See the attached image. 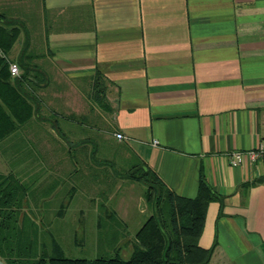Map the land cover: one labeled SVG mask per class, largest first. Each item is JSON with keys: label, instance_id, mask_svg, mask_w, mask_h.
<instances>
[{"label": "crops", "instance_id": "crops-1", "mask_svg": "<svg viewBox=\"0 0 264 264\" xmlns=\"http://www.w3.org/2000/svg\"><path fill=\"white\" fill-rule=\"evenodd\" d=\"M4 2L0 13L24 25L11 64L27 50L30 75H39L30 77L39 112L7 139L29 144L37 135L39 154L52 152L42 137L54 154L69 158L70 167L44 158L29 165H39L33 176L41 179L66 173H56L57 188L40 198L41 217L64 180H86L92 196L75 207L83 189L72 183L56 218L70 207L92 212L95 185L121 179L124 190L112 198L98 193L97 219L100 205L113 211L127 243L128 198H138L140 215L148 212L144 185L124 176L138 160L182 198L196 197L203 174L217 197L198 240L202 249L213 247L207 264H264V163L234 167L228 160L230 152L264 145V0ZM5 171L0 168L12 173Z\"/></svg>", "mask_w": 264, "mask_h": 264}, {"label": "trees", "instance_id": "trees-1", "mask_svg": "<svg viewBox=\"0 0 264 264\" xmlns=\"http://www.w3.org/2000/svg\"><path fill=\"white\" fill-rule=\"evenodd\" d=\"M23 26L21 20L0 13V144L29 124L39 112L37 86L30 80V77L39 80V75H30L33 65L25 53L27 50L20 54L16 64L22 73L12 76L9 68V54L24 32ZM124 176L144 185L143 197L151 214L128 241L130 257L122 259L118 231L123 223L113 211L108 212L100 205L97 244L101 249L114 250V255H98L88 261L63 257L52 234L45 241L40 224L25 212L30 185L13 173L0 174V260L4 264H207L213 247L202 249L198 240L208 205L217 197L203 174L193 199L174 195L138 160Z\"/></svg>", "mask_w": 264, "mask_h": 264}, {"label": "rangeland", "instance_id": "rangeland-1", "mask_svg": "<svg viewBox=\"0 0 264 264\" xmlns=\"http://www.w3.org/2000/svg\"><path fill=\"white\" fill-rule=\"evenodd\" d=\"M4 4L7 5L6 0H4ZM34 1V0H33ZM24 0H20V5L22 6ZM29 3V1H28ZM11 64V63H10ZM38 136H44L43 134H39ZM14 137V136H13ZM37 135L34 137L35 141L39 140L36 138ZM26 140L29 141L28 143H23L24 140L21 137H16V139L8 140L7 138L0 144V168L6 170L5 172H11L19 176V179L21 182L30 185V195L28 198V205L27 208H25V212H28L32 216L34 220L40 226L42 227V231L44 232L43 239L45 241L49 240V234H52V236L57 241L58 245L62 249V256L68 259H85L88 261L94 260L98 255H114V250H106L101 249V247H98L97 240H98V233L96 232L97 228H95V224L97 223V204L100 202V198L98 197V193L105 191V193L108 194L109 197L112 196L113 192H117L119 190H124V186H120L118 180H115L113 183L111 181L108 182V180H105L103 183L98 184L97 182H93L95 187L93 188L95 194V210H92V212L86 213L83 211H80L79 214L73 211V207H70L69 210L65 213V215L60 217H55V211L58 209H63L65 206V200H67L68 196H66V191H69L70 186H75L77 188L83 189V194H79L78 192L75 194V196L79 197V202L74 203L73 205L75 207H80L81 203L86 204L88 202L86 198V193L89 194L88 197L92 196L90 194L91 190L88 186V190L86 188V180L83 182L74 183L73 185L70 182H66L64 180V184L59 185L61 186L60 189H58L57 194H53L52 201L47 204H45L43 210H45V216L41 217L39 211H40V204L39 200L43 197H49L52 194L47 196V192L54 187V189L57 188V186H53L52 180H55L56 173L58 175H61L62 177L66 174L63 171L58 170L55 174H52V176H49L48 178L41 179V176H39V173L37 176L35 173L38 171V166H35L32 170H29V165L34 164L35 162H39L40 158H44L45 162L51 163V164H60L63 162L64 165L69 163V158L67 154L64 155H56L54 154V144L48 142L47 139H44L41 137V140H43V143L46 142V145L49 146V150L52 149V152L49 154H39V146H37V143L30 138H27ZM13 144L11 145L10 144ZM17 143V144H16ZM16 144V145H15ZM34 145L33 148L31 145ZM26 164V167H22ZM67 167H70L69 165H66ZM22 167L23 169L19 171V168ZM27 168V169H25ZM59 169V167H57ZM18 169V171H16ZM68 173V172H67ZM33 176V177H31ZM101 177V174H100ZM60 182V181H59ZM71 185H70V184ZM90 181L88 182V185H90ZM49 188V189H48ZM119 189V190H118ZM47 191V192H46ZM128 191V190H127ZM134 191V190H133ZM68 193V192H67ZM112 193V194H111ZM112 198V197H111ZM86 199V200H85ZM128 205L131 208L129 215L130 220H126L125 222L129 225L128 232V241H131L133 236L130 237V235H133L135 231L138 229V220L140 217V223L142 224L149 216L150 209L147 206L148 212L146 214L140 215L138 210V198L135 195H131L128 198ZM145 203V202H144ZM127 205L126 203H124ZM123 204V205H124ZM61 206V207H60ZM96 216V217H95ZM95 217V218H94ZM140 224V225H141ZM133 233V234H131ZM130 237V238H129ZM126 240V241H127ZM122 242L120 244V257L122 259H128L130 257L131 253V244L130 242Z\"/></svg>", "mask_w": 264, "mask_h": 264}, {"label": "built area", "instance_id": "built-area-1", "mask_svg": "<svg viewBox=\"0 0 264 264\" xmlns=\"http://www.w3.org/2000/svg\"><path fill=\"white\" fill-rule=\"evenodd\" d=\"M10 73L12 76L19 74V68L16 64H10ZM118 140L124 139V136L120 133L115 134ZM156 143V141L154 142ZM228 160L231 166H239L244 160H248L251 163H264V145H259L256 149L248 150L246 152L233 151L228 154Z\"/></svg>", "mask_w": 264, "mask_h": 264}, {"label": "water", "instance_id": "water-1", "mask_svg": "<svg viewBox=\"0 0 264 264\" xmlns=\"http://www.w3.org/2000/svg\"><path fill=\"white\" fill-rule=\"evenodd\" d=\"M0 264H4V263L0 260Z\"/></svg>", "mask_w": 264, "mask_h": 264}]
</instances>
